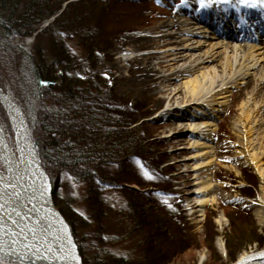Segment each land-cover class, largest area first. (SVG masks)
I'll return each instance as SVG.
<instances>
[{
	"label": "rangeland",
	"instance_id": "1",
	"mask_svg": "<svg viewBox=\"0 0 264 264\" xmlns=\"http://www.w3.org/2000/svg\"><path fill=\"white\" fill-rule=\"evenodd\" d=\"M217 1L221 0L215 2ZM199 4L200 0H183V2L182 0H128L118 10L119 21L109 23L110 26H115L119 33L108 51L107 61L98 68L100 76L105 77L109 89L101 90L106 93L112 91L118 98L119 104L140 107V112L148 114L145 128L152 138L146 147L150 157L153 158V163L158 162L160 165L157 170H148L135 161L122 166L127 174L130 173L128 176L140 181L143 187L126 184L123 187L106 188L102 198L104 208L101 210L94 209L89 203L85 180L62 173L58 197L61 206L71 215H75L80 241L91 262L99 259L122 258L129 264H147L152 250L160 247L159 249L168 254L165 258L170 260L169 264H229L231 261L226 249V240L232 235L236 238L240 229L244 232L246 230L256 232L262 244L252 242L245 237L241 242H235V245L233 243V250H239L237 256L244 250H256L264 246V227L258 223L255 215L257 208L255 203L261 193L262 180L253 166L248 163L246 155L242 154L235 160L231 159L240 155V150H243L241 145L238 146L242 141L240 135L248 129L247 123L244 124L242 119L237 123L241 114L240 106L245 98L240 95V90L245 83L231 88L223 112L217 117L214 129L206 136L213 147L215 161L210 169L204 168L200 176L210 179L213 185L211 194L220 198L217 203L204 206L203 212L198 208L193 213L187 204L195 202L196 196L191 195V192L197 189L198 179L195 171H192L194 162L186 161L192 155V151L187 149L191 137L181 139L171 137L173 132L184 131L188 121H185L184 125L174 124V119L163 111L164 107L161 108V105L157 104L159 96L167 88L164 82H154L159 88L157 91H162L160 93L157 91H154V94L149 91L140 93L130 82L133 71L124 66L127 58L143 52L153 53L155 58L151 63L155 65L164 53L155 49L157 43L149 45L148 50L131 55L123 54L118 49L120 43L127 38L158 39L165 34V31L157 28L164 21L175 18L188 22L193 11L199 10ZM184 8L189 14L183 11ZM172 32H176V28L172 29ZM34 39L33 37L21 39L15 34L5 37L0 30V83L6 91L14 95L25 114L28 112L31 117L36 118L39 109L48 108L47 105L52 102L46 99L42 104H37L36 101L34 79L27 58L33 51ZM66 44L73 55L78 58L85 57L86 50L77 39H66ZM115 61H121L123 66L121 70L113 68ZM155 69L158 67L155 66ZM178 69L179 67L174 70L165 67L160 70L162 72L159 75H170ZM120 77L125 79L121 80ZM185 80H179L172 88L181 86ZM262 92L264 93V90H257L256 99L260 98ZM252 102L253 100L250 101ZM261 113L264 114V110ZM0 115L4 121L7 120L1 106ZM235 123L238 125L235 126ZM251 138H253V152L264 151V120H260L254 127ZM262 162L264 163V157ZM105 171L115 175L119 172V166L109 165ZM187 180L188 187L182 189ZM151 184L154 185L150 187ZM130 188L139 191L158 189L155 202L147 206H154L156 216L162 218L161 224L169 229L167 234L158 232L154 239V232L134 229V222L128 218L129 214L126 212L127 201L131 197ZM148 199L153 200V197ZM222 212L227 220L224 229L220 230L216 218ZM218 237L222 238L223 247L219 246ZM153 245L154 248L149 247ZM202 255H204L203 259H201Z\"/></svg>",
	"mask_w": 264,
	"mask_h": 264
},
{
	"label": "bare ground",
	"instance_id": "2",
	"mask_svg": "<svg viewBox=\"0 0 264 264\" xmlns=\"http://www.w3.org/2000/svg\"><path fill=\"white\" fill-rule=\"evenodd\" d=\"M183 11L189 14L187 9ZM209 24L213 25L212 34H208ZM253 26L257 30L254 33L250 29ZM157 28L165 31L158 39L131 37L120 43L118 49L131 55L148 50L149 45L157 43L155 49L164 53L155 65L151 63L155 58L153 53L143 52L127 58L124 66L133 71L130 82L140 93L149 91L154 94L159 89L154 82H164L167 88L159 96L157 104L164 107L163 111L174 119V124L184 125L188 121L184 131L173 132L171 136L178 139L191 137L187 149L192 151V155L186 161L194 162L192 171H195L198 182L197 189L191 192L196 196L195 202L188 203L187 207L193 213L198 208L203 212L204 206L217 203L220 198L211 194L213 185L210 179L200 176L201 171L206 167L210 169L215 161L213 147L206 136L223 112L231 88L245 83L240 90V95L245 98L237 123L242 119L248 129L240 135L242 141L238 146L241 145L243 150L231 159L246 155L248 163L262 180L255 215L264 227V151L253 152L251 138L254 127L264 120L261 113L264 110V93L256 99L257 90H264V1L252 6L251 0L248 4L241 0H212L207 7L201 6L193 12L190 21L174 18ZM174 28L176 32H172ZM122 67L121 61L114 62L113 68L121 70ZM165 67L179 69L170 75H159ZM184 79L181 86L172 88ZM0 106L7 117L4 121L0 115V264H44L45 258L51 255L50 250H61L59 247H64L69 238L55 214L51 222L56 233L50 231V202L46 196L35 198L39 172L34 164L36 149L30 125L14 95L1 86ZM188 184L187 180L182 189ZM226 220L223 212L217 216L220 230L224 229ZM218 243L223 247L221 237H218ZM61 254L67 257L68 264H78L73 251ZM229 264H264V246L242 251Z\"/></svg>",
	"mask_w": 264,
	"mask_h": 264
},
{
	"label": "trees",
	"instance_id": "3",
	"mask_svg": "<svg viewBox=\"0 0 264 264\" xmlns=\"http://www.w3.org/2000/svg\"><path fill=\"white\" fill-rule=\"evenodd\" d=\"M127 1L0 0L3 35L35 38L33 51L27 58L36 101L42 104L48 99L52 103L47 105L48 108L39 109L36 118L28 112L26 115L36 152L51 183L53 202L67 221L84 264L129 263L122 258L92 262L87 258L75 215L61 206L58 197L62 173L85 180L89 203L94 209L101 210L106 188L126 184L143 187L140 181L128 176L130 173L127 174L122 166L135 161L148 170H157L160 165L153 163L146 147L152 138L145 128L148 114L140 112V107L119 104L112 91L101 90L108 88L98 68L107 61L108 51L119 33L109 23L119 21L118 10ZM66 39H77L86 50L85 57L73 55ZM0 86L4 89L1 83ZM109 165H118L119 172L109 174L105 171ZM157 192L158 189L139 191L130 188L126 211L134 222V229L154 232L153 238L158 232L163 235L169 232L168 227L161 224L162 218L156 216L154 206H147L155 202ZM245 237L262 244L256 232L240 229L236 238L232 235L226 240L230 261L236 259L239 251L233 250V243L235 245ZM159 248L152 250L147 264L170 263L165 258L168 254Z\"/></svg>",
	"mask_w": 264,
	"mask_h": 264
},
{
	"label": "water",
	"instance_id": "4",
	"mask_svg": "<svg viewBox=\"0 0 264 264\" xmlns=\"http://www.w3.org/2000/svg\"><path fill=\"white\" fill-rule=\"evenodd\" d=\"M34 156L36 159V162L34 164L37 167L38 172H39V175L38 174L36 175L37 180H36V184H35L36 185L35 198L41 199L43 196H46L48 201L50 202V207H51L50 213L52 214V218L50 216L48 218V220L50 222V223L48 222L49 223L48 227H50V231L53 232V234L56 233L55 226H53L54 224L52 223L53 217L55 214L59 218V221L61 223V226L63 227V231H64L66 237L69 238V241L67 242V244L64 245V247H59L61 250H64V251L58 250L56 248H54L53 250H50L51 255H50V257L45 258L46 260H44L45 261L44 264H68L66 262L67 257L65 255H62L61 252H64L65 254H67V253H69L70 250L75 253L78 264H84L82 262V257L79 253L78 245L75 242V239L71 233V230H70V227H69L67 221L65 220V218L63 217L61 212L58 209H56V207H55V204H54L53 199H52L51 184H50L47 172L43 168V166L39 160V156H38L37 152H34ZM62 256L65 258H63ZM32 264H34V263H32Z\"/></svg>",
	"mask_w": 264,
	"mask_h": 264
},
{
	"label": "snow or ice",
	"instance_id": "5",
	"mask_svg": "<svg viewBox=\"0 0 264 264\" xmlns=\"http://www.w3.org/2000/svg\"><path fill=\"white\" fill-rule=\"evenodd\" d=\"M182 2H183V0H182ZM225 2H226V0H225ZM241 2L248 4L249 0H241ZM259 2H260V0H251L252 6H257L259 4ZM200 3L202 6L207 7L209 4V0H200Z\"/></svg>",
	"mask_w": 264,
	"mask_h": 264
},
{
	"label": "flooded vegetation",
	"instance_id": "6",
	"mask_svg": "<svg viewBox=\"0 0 264 264\" xmlns=\"http://www.w3.org/2000/svg\"><path fill=\"white\" fill-rule=\"evenodd\" d=\"M149 247H153V248H154V247H155V245H153V246H149Z\"/></svg>",
	"mask_w": 264,
	"mask_h": 264
}]
</instances>
